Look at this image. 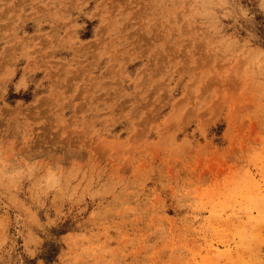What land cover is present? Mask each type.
Instances as JSON below:
<instances>
[{"label":"rangeland","instance_id":"374dc122","mask_svg":"<svg viewBox=\"0 0 264 264\" xmlns=\"http://www.w3.org/2000/svg\"><path fill=\"white\" fill-rule=\"evenodd\" d=\"M0 264H264V0H0Z\"/></svg>","mask_w":264,"mask_h":264}]
</instances>
